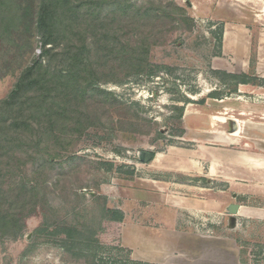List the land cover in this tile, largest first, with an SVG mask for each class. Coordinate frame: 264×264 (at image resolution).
I'll use <instances>...</instances> for the list:
<instances>
[{
    "label": "rangeland",
    "instance_id": "obj_1",
    "mask_svg": "<svg viewBox=\"0 0 264 264\" xmlns=\"http://www.w3.org/2000/svg\"><path fill=\"white\" fill-rule=\"evenodd\" d=\"M128 2L130 10L114 15L120 21L122 43L129 52L138 49V59L144 61L142 72L119 77L106 70L98 87L111 92L114 100L90 107V113H98V120L92 121L71 150L57 151L60 157L53 159L54 166H46L41 181L46 187L42 189V203L21 221L20 232L0 241V264H131L128 250L121 246L124 222L119 223L111 211H120L130 223L148 224L151 180L159 181L160 187L169 186L164 193L168 202L206 195L207 203L213 204L217 195L223 211L202 213L198 218V222L206 223L202 229L212 236L238 239L242 261L264 264V240L256 237L260 243L246 241L248 236L252 240L260 225L235 217L231 221L227 209L229 204L242 201L245 205H264L263 197L234 199L226 179L222 183L198 175L186 178L172 172L168 163L197 151L201 144L190 140L204 138L209 130L201 132L198 122H188V112L211 117H207L210 128H214L211 132L223 136L231 135L236 124H231L232 119L263 122L264 95H259L257 88L264 87V80L249 72L248 84L255 88L254 93H239L235 81L243 74L238 73L250 70L223 50L222 23H230L218 15L224 0ZM18 40L8 48L0 43V100L29 63L30 45L24 36ZM32 50L31 56L39 57L40 43L35 42ZM250 53L247 58L256 62L257 54ZM54 54L52 51L47 57ZM47 57L44 65L50 61ZM247 109L252 112L244 117L241 112ZM218 148L231 149L225 142ZM190 183L208 189L207 193L190 194L182 188ZM215 190L222 193L215 194ZM140 191L148 193L145 199L131 201ZM235 223L239 227L233 232Z\"/></svg>",
    "mask_w": 264,
    "mask_h": 264
},
{
    "label": "trees",
    "instance_id": "obj_2",
    "mask_svg": "<svg viewBox=\"0 0 264 264\" xmlns=\"http://www.w3.org/2000/svg\"><path fill=\"white\" fill-rule=\"evenodd\" d=\"M128 1L0 0V43L8 48L24 36L30 45L29 63L0 100V241L20 232L21 221L37 211L46 166H54L57 151L71 150L98 120L90 107L114 98L98 87L106 70L119 77L142 72L144 61L138 49L129 52L122 43L114 15L130 10ZM35 42L37 58L31 56ZM239 77L236 84L249 83L248 75ZM111 213L123 221L120 211Z\"/></svg>",
    "mask_w": 264,
    "mask_h": 264
},
{
    "label": "crops",
    "instance_id": "obj_3",
    "mask_svg": "<svg viewBox=\"0 0 264 264\" xmlns=\"http://www.w3.org/2000/svg\"><path fill=\"white\" fill-rule=\"evenodd\" d=\"M227 1L224 0L225 6L218 9V15L229 20L228 23L230 22L229 24L222 23L224 28L223 50L232 53L239 65L247 71L250 70L240 72L239 75H248L251 72L252 76L258 80H264V0ZM252 51L254 56L257 54L256 62H251V59L247 58ZM239 86V93L242 91L254 93L255 88L249 84H239ZM257 89L261 91L259 95H264V87ZM251 112L252 110L247 109L242 111L241 115L246 117ZM262 112L264 116V108ZM207 117L209 116L201 114L193 116L187 113L188 122H198L201 132L209 130L204 138L199 139L195 136L193 140H190L201 144L197 151H190L189 153L192 154L188 155L184 154L179 161H168L169 165L173 166L170 170L186 178L198 175V177L222 183L226 179L225 182L229 185L234 199L241 198L249 201L259 198L260 195L264 199V117L261 123L248 118L230 120L231 124L233 121L236 123L232 127L230 136H223L218 131L211 132L214 128H210L211 122L210 120L208 122ZM212 123L214 124V121ZM222 142L230 145L231 149L218 148ZM247 148L254 149L253 153L247 151ZM151 183L153 189H150L149 193L152 202L148 224L130 223L125 220V216L122 221L124 223L121 228V246L128 250L130 263L252 264L242 261L238 239L231 236L229 238L206 234L207 231L203 230L206 223L198 222L202 213L223 211V202L221 199L217 200V195L213 204L207 203L206 195L184 198V202H168L165 201L164 193L169 186L160 187V182L157 180H151ZM171 185L177 186L176 184ZM178 187L181 186L178 185ZM183 187L190 194L197 192L201 195L208 191L199 184H184ZM209 191L211 192V189ZM214 192L215 194L222 193L217 190ZM135 195L134 200H131L133 202L144 200L148 193L140 191ZM242 202L232 203L227 207V209L230 206L238 207L236 213L230 214L231 221L235 217L244 222L253 221L260 225L261 228L259 227L258 231L252 233V240L248 236L246 241L256 242V237L263 241L264 205H245ZM192 217H196L197 222ZM233 226L232 231H237L239 224L235 223Z\"/></svg>",
    "mask_w": 264,
    "mask_h": 264
},
{
    "label": "water",
    "instance_id": "obj_4",
    "mask_svg": "<svg viewBox=\"0 0 264 264\" xmlns=\"http://www.w3.org/2000/svg\"><path fill=\"white\" fill-rule=\"evenodd\" d=\"M237 208H238L237 206H230L228 208V211L230 214H234V213H236Z\"/></svg>",
    "mask_w": 264,
    "mask_h": 264
}]
</instances>
